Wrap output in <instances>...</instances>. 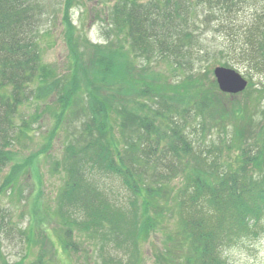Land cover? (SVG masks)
Returning <instances> with one entry per match:
<instances>
[{"label": "trees", "instance_id": "obj_1", "mask_svg": "<svg viewBox=\"0 0 264 264\" xmlns=\"http://www.w3.org/2000/svg\"><path fill=\"white\" fill-rule=\"evenodd\" d=\"M73 1L62 3L70 69L57 73L40 49L44 0H0V195L47 151L12 163L39 116L21 108L45 102L54 125L44 141L72 125L56 203L62 253L83 233L99 240L101 257L105 245L124 252L110 250L102 264H138L141 240L160 232L152 264H229L225 248L262 231L264 114L261 122L239 104L224 107L210 70L184 66L210 52L194 47L200 25L223 39L215 66L235 60L264 72V0H112L97 14L102 43L77 34ZM215 129L217 143L205 139ZM9 164L15 171L1 176ZM113 179L123 200L106 185ZM52 254L41 248L31 264H62Z\"/></svg>", "mask_w": 264, "mask_h": 264}, {"label": "rangeland", "instance_id": "obj_2", "mask_svg": "<svg viewBox=\"0 0 264 264\" xmlns=\"http://www.w3.org/2000/svg\"><path fill=\"white\" fill-rule=\"evenodd\" d=\"M44 2L46 9L40 26L43 31L40 39L43 60L51 64L57 73L68 72L71 59H69L68 45L64 37L63 0H44ZM111 2L112 0H74L69 14L72 24L76 26L77 34L87 38L91 43H102L104 41L101 30L102 23L97 14L105 11L106 5ZM246 12L249 13L250 10ZM198 26L195 32L197 43L194 47H198L200 42L202 49H208L210 52L208 56H204L205 59L200 60L193 55L191 61L185 62L184 69L186 73L210 70L207 76L214 78V56H217L215 51L217 47L221 46L223 39L214 36L209 27ZM229 56L232 57L230 53ZM233 58L237 59L235 55ZM230 62L232 67L248 80V84L243 91L237 94L226 93L222 100L224 107L230 109L229 107H233L234 104H239L249 109L250 113L253 112L255 119H261L263 122L264 72L248 70L245 64L240 61L231 60ZM156 66L164 71V67L167 65L159 62ZM182 75L184 76V73L179 76ZM228 109L226 110L230 112ZM21 111L24 112L26 118L36 112L39 113V116L36 120H29L31 121L29 137L24 138L20 143H15L16 153L12 163L40 149L46 148L47 151L34 157L30 169L19 172L14 184H10L12 187L0 195V211L2 210L5 215L2 218L0 229V264H31L37 251L41 248L46 252V257L50 262L54 260L55 255L52 252L55 250L56 256L58 255L62 259V264H102L106 259L103 258L109 254L110 250L113 254L121 256V253L124 252L117 248L107 250V245H105L103 250L100 249V253L103 254L101 257L99 240L83 233L79 239L75 238V245L78 247L76 250L71 248L69 252L62 253L56 203L63 179L61 157L66 142L65 137H67L65 128L67 127L66 130L69 131L72 125L66 123L65 128L59 130L55 138L51 141H44V137L54 125V117L48 111V107L46 108V103H27L21 108ZM258 120H255L254 123ZM17 122L21 123L19 120ZM228 129L231 131L232 126L229 125ZM199 130H201V125L198 122L194 132L199 134ZM205 139L217 143L216 129L211 134L206 133ZM10 164L4 168L1 176L9 170L15 171L11 169L12 164ZM106 185L119 192L122 197L116 198L118 200H123L128 194L115 179L107 181ZM10 221L11 224L7 225ZM260 224L262 231L258 236L242 237L225 248L224 257L229 264H264V218ZM161 237L162 235L158 232L152 234L145 241L141 240L139 245L141 261L138 264H152V255L160 247ZM49 240L53 242V247L50 246Z\"/></svg>", "mask_w": 264, "mask_h": 264}, {"label": "water", "instance_id": "obj_3", "mask_svg": "<svg viewBox=\"0 0 264 264\" xmlns=\"http://www.w3.org/2000/svg\"><path fill=\"white\" fill-rule=\"evenodd\" d=\"M213 75L219 90L224 93L236 94L247 86V80L231 67L216 65L213 68Z\"/></svg>", "mask_w": 264, "mask_h": 264}]
</instances>
